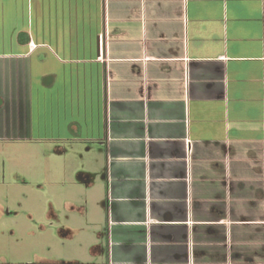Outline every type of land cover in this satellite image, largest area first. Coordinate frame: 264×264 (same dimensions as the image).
Returning <instances> with one entry per match:
<instances>
[{
	"label": "crops",
	"instance_id": "0c3cea01",
	"mask_svg": "<svg viewBox=\"0 0 264 264\" xmlns=\"http://www.w3.org/2000/svg\"><path fill=\"white\" fill-rule=\"evenodd\" d=\"M1 137L90 264H264V0H0Z\"/></svg>",
	"mask_w": 264,
	"mask_h": 264
},
{
	"label": "rangeland",
	"instance_id": "374dc122",
	"mask_svg": "<svg viewBox=\"0 0 264 264\" xmlns=\"http://www.w3.org/2000/svg\"><path fill=\"white\" fill-rule=\"evenodd\" d=\"M34 148L0 138V264H90L92 234L67 232L85 226L65 206L69 196L81 192L60 184L41 188L23 183L24 177L44 178L39 159L27 157ZM30 160L37 165L30 167Z\"/></svg>",
	"mask_w": 264,
	"mask_h": 264
}]
</instances>
